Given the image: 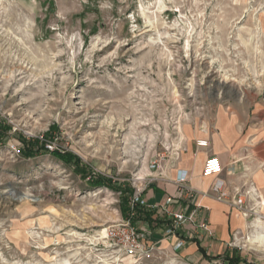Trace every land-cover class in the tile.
<instances>
[{
  "label": "rangeland",
  "instance_id": "1",
  "mask_svg": "<svg viewBox=\"0 0 264 264\" xmlns=\"http://www.w3.org/2000/svg\"><path fill=\"white\" fill-rule=\"evenodd\" d=\"M221 109L264 117V0H0V264H177L108 231Z\"/></svg>",
  "mask_w": 264,
  "mask_h": 264
},
{
  "label": "crops",
  "instance_id": "2",
  "mask_svg": "<svg viewBox=\"0 0 264 264\" xmlns=\"http://www.w3.org/2000/svg\"><path fill=\"white\" fill-rule=\"evenodd\" d=\"M264 113V112H263ZM178 141L162 153L158 169L147 168L141 183L143 211L149 218L138 220L147 229V240L158 254L168 255L177 264L264 263V117L249 111L221 109L205 116L202 122L184 125ZM204 139L206 146L196 140ZM155 153V152H154ZM153 153V154H154ZM208 156H217L222 170L217 176L202 175ZM182 171L194 190L191 195L176 197L174 183ZM223 180L231 191H242L250 211L240 213L208 191L216 178ZM175 197L169 204L165 199ZM173 212H183L185 220L171 234L166 229ZM207 220V229L198 224ZM185 238L178 250L173 246ZM164 255V254H163Z\"/></svg>",
  "mask_w": 264,
  "mask_h": 264
},
{
  "label": "built area",
  "instance_id": "3",
  "mask_svg": "<svg viewBox=\"0 0 264 264\" xmlns=\"http://www.w3.org/2000/svg\"><path fill=\"white\" fill-rule=\"evenodd\" d=\"M196 144L198 146H206V140H196ZM160 159L155 158L152 160L149 165L150 169H158L160 167ZM222 170L221 161L217 156H208L203 163L202 166V175L205 177L209 176H217ZM181 174L177 175L174 180V183L177 186V194L176 197L182 196L184 194L191 195L194 190L187 183L186 174L180 171ZM136 180H145L144 177L137 178ZM142 186H135L132 195L129 197V209L130 214L132 215V211L134 207L140 206L145 207V201L141 198ZM202 195L212 196L218 201L227 203L231 207L237 209L242 214H247L250 209H247L245 206V197L242 191L234 190L231 191L227 188L223 180L220 178H216L213 182L211 188L203 192ZM175 197L169 196L165 199V204H169L173 201ZM171 222L169 223V227L166 229V233L171 234L176 231L181 223L185 220V215L183 212H173L170 216ZM207 220L203 219L199 222L198 226L201 229H207ZM108 236L110 239L114 241V244L118 246H122L126 250L131 253H136V251H140L144 246V241L147 239V229L146 228H137L135 224H133L129 219H125L120 221L116 226L112 227L108 231ZM185 238H180L175 245L173 246L174 250H178L185 244ZM264 264V263H263Z\"/></svg>",
  "mask_w": 264,
  "mask_h": 264
},
{
  "label": "trees",
  "instance_id": "4",
  "mask_svg": "<svg viewBox=\"0 0 264 264\" xmlns=\"http://www.w3.org/2000/svg\"><path fill=\"white\" fill-rule=\"evenodd\" d=\"M103 183H104V181H102V180H96L95 181V184L97 186H99V185H101ZM131 193H133V190H131L130 192L128 191V194L129 195ZM128 196L124 197L125 203H127V201H128ZM134 209H135V212L131 215L130 212H129V210L127 209V207L124 206V208L122 209V211H123V214L125 216V219H129L133 224L136 225V223H137L138 220H141L143 218H145V219L149 218L148 213L146 211H143L142 210V207L136 206V207H134ZM227 264H237V262L235 260H233V261L230 260Z\"/></svg>",
  "mask_w": 264,
  "mask_h": 264
},
{
  "label": "bare ground",
  "instance_id": "5",
  "mask_svg": "<svg viewBox=\"0 0 264 264\" xmlns=\"http://www.w3.org/2000/svg\"><path fill=\"white\" fill-rule=\"evenodd\" d=\"M262 237H264V236H262Z\"/></svg>",
  "mask_w": 264,
  "mask_h": 264
}]
</instances>
